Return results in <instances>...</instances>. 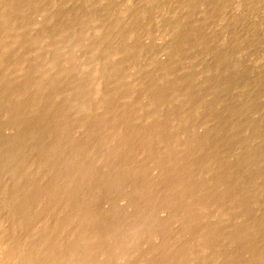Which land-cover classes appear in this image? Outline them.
<instances>
[{"label":"bare ground","instance_id":"1","mask_svg":"<svg viewBox=\"0 0 264 264\" xmlns=\"http://www.w3.org/2000/svg\"><path fill=\"white\" fill-rule=\"evenodd\" d=\"M263 5L0 0V264H264L253 219L264 198L253 184L264 182V129L250 121L264 111V79L237 85L264 71L252 24ZM161 85L174 86L162 89L167 98ZM215 103L227 109L217 121ZM190 108L192 117L179 111ZM200 124L212 130L206 141L227 128L243 142L238 167L202 147ZM249 126L258 139L242 133ZM216 154L229 173L211 178ZM173 159L181 163L171 171Z\"/></svg>","mask_w":264,"mask_h":264},{"label":"rangeland","instance_id":"2","mask_svg":"<svg viewBox=\"0 0 264 264\" xmlns=\"http://www.w3.org/2000/svg\"><path fill=\"white\" fill-rule=\"evenodd\" d=\"M260 13L259 14H257L254 18H253V21H252V24L254 25V26H256V27H258V28H261V35H260V37H261V39L263 40V42H264V5L263 6H261L260 7ZM232 15H235V13H231ZM231 14H227V17H231L232 15ZM236 14H238L239 16L241 15V13H236ZM226 17V18H227ZM256 18V19H255ZM39 19H41V18H39ZM225 31V34H226V31L227 30H225L224 28L220 31V35L219 36H222V35H225L224 34V31ZM223 31V32H222ZM154 38H156V36H154ZM154 38H153V40H154ZM158 38V37H157ZM156 38V39H157ZM160 38V37H159ZM152 40V41H153ZM159 40V39H158ZM158 40H156V43L154 42V45L155 44H157L156 46H154V48H160L163 44H164V42H163V44L161 43V40H159L160 42H158ZM148 42H150V40H147ZM165 41V40H164ZM168 41V40H167ZM148 42H146L145 40H144V46L146 45V43H148ZM149 44H150V46H152L153 47V42L151 43H148V46H149ZM160 44H162V45H160ZM159 45V46H158ZM146 47V46H145ZM67 53H65V57H67L68 56V54L66 55ZM78 57V61H77V59H75V57L76 56H74V60H76L77 62L76 63H79L80 62V59L83 57V54H81L80 53V55H79V53H75ZM74 54V55H75ZM47 55H49V54H47ZM81 58H80V57ZM54 57V56H53ZM63 58H64V56H63ZM255 58H257V56L255 55V56H253V59H255ZM65 59V58H64ZM63 60V59H62ZM145 60V59H144ZM66 60H63V62H65ZM142 62V64H143V58H142V60H141ZM146 61V60H145ZM145 61H144V63H145ZM41 62H45L44 60L43 61H41ZM74 62V61H73ZM211 61H209L208 60V64L210 63ZM40 63V62H39ZM39 63H37L36 62V65L35 66H37V64H39ZM206 63V64H207ZM145 64H147V62L145 63ZM144 64V65H145ZM39 67V66H38ZM37 67V68H38ZM36 71V70H35ZM34 71V72H35ZM82 71V70H81ZM80 71V72H81ZM33 72V71H32ZM34 72H33V74H34ZM253 72V73H252ZM32 74V73H31ZM111 76H112V74H111ZM257 78H263L264 79V71L263 72H258V71H251V72H249V74H247V75H245V78H244V80L243 81H241V82H239V84L237 83V85H240V84H242V87L244 86V88L245 87H247L248 85L247 84H251V83H259V80H257ZM202 81L203 80H200V82L199 83H202ZM244 81H247V83L246 82H244ZM175 83V82H174ZM177 85H179V84H177ZM160 87H161V89H160ZM160 87H158V89L159 90H161L162 91V94H164L165 96L164 97H166L167 98V96H168V91L170 90L169 88L167 89V87H164V86H160ZM166 89V91L165 92H168V93H166L165 94V92H164V90H162V89ZM174 88V86L172 87V90H174L173 89ZM176 88H178V87H176ZM172 90H170V92H172ZM263 91H264V89H263ZM141 93V92H140ZM139 93V94H140ZM227 95H226V97H229V98H231L232 96H234L235 95V93H233V91L232 90H228L227 92ZM142 94H143V92H142ZM142 94H141V96H142ZM263 94H264V92H262V97H264L263 96ZM262 99H264V98H262ZM148 99H146V101H147ZM254 101V100H253ZM205 103H206V101H205ZM253 104V103H252ZM200 107L201 106H198V107H195V108H199L200 109ZM213 108H215V110L217 111V117H219L218 119H215V121H217V120H219L220 118H224L225 116H224V114H223V111L226 113V111H227V109H225V108H222V106H220L218 103H215L213 106H212ZM218 107V108H217ZM124 109V108H123ZM193 111H192V110ZM221 109V111H220V113H218L219 112V110ZM179 111H181L182 112V114H186L187 115V118H188V116H190V117H192L193 115H194V108H190L188 111H186V109L185 110H181V109H179ZM188 112V113H186V112ZM179 113V112H178ZM191 113H193V114H191ZM206 113V112H205ZM190 114V115H189ZM221 114V115H220ZM228 114V113H227ZM179 115V114H178ZM177 115V117L179 118L180 116H178ZM79 116H82V115H79ZM83 116H85V115H83ZM176 117V116H175ZM216 118V117H215ZM147 119V118H146ZM206 121H208V120H206ZM247 122H249V120H246ZM250 121H254V125H256L257 126V128H259V129H264V111H262L261 112V117L260 118H258V119H252V120H250ZM143 122H144V120H142L141 122H140V124L142 125L143 124ZM212 123V124H211ZM211 123H210V125H213L214 126V123L215 122H212L211 121ZM209 130V131H208ZM226 130V132H224ZM225 130L224 131H221V132H223L222 134H221V132H219V134H216V137H218V135L220 136V134L223 136V137H218L219 139L218 140H220V141H217L216 140V143H214L215 142V140L213 141V142H211V141H206L205 139H207L208 137V133H210L212 130H210L209 129V127L207 128V127H205L203 124H200L199 125V128L195 131V133H194V135L195 136H197V138H199L200 139V141L202 140V142H205V144H204V146H202V147H204L205 149L206 148H208V149H210V147H212V145L213 146H216L217 148H216V152H217V149L219 148V152H220V155L221 156H225L224 158H227L228 156H230V158L229 159H226V160H232V159H235V160H232V161H230L233 165H235V166H237L236 164L237 163H235V162H238V161H236V160H238V156H240L241 154H242V151H243V142L240 144L239 143V146H236V145H238V142L239 141H236L235 139H233V140H235V141H233L232 140V136H230L231 134L229 133V132H227V128H225ZM247 130H249V133L251 134V138H254V139H258V137H256V136H253L254 134V132L255 131H253V130H255V128H253V127H248V128H246V129H244L243 130V134L245 133V132H248ZM180 132L182 131V130H179ZM8 132H5V135L6 136H8V135H10V134H7ZM205 134V135H204ZM224 134H226V135H224ZM230 134V135H229ZM227 135H229L228 136V139H227ZM128 136V138H130V136L129 135H127ZM164 136H167V134L165 133L164 134ZM224 136L226 137V139L224 140V141H226L227 143H226V145H224L225 144V142L223 141V138H224ZM139 138V136L137 135L135 138H133V139H138ZM221 138V139H220ZM241 137H239L238 139H240ZM242 139V138H241ZM187 140V139H186ZM234 143H237V144H235L234 143V145H232V144H230L231 143V141ZM179 141H180V139H179ZM221 141H222V143H221ZM220 142V143H219ZM224 142V143H223ZM228 142H229V144H228ZM139 143L141 144V146H142V143H141V141H139ZM187 143V142H186ZM190 142L188 141V143L187 144H189ZM217 143H219V145L217 144ZM206 144H208V146H205ZM212 144V145H211ZM215 144V145H214ZM229 145V146H228ZM231 145H232V147H231ZM223 146H225L226 148H227V146H228V148L227 149H225V147H223ZM234 146H236V148L234 147ZM160 147H162V145H160V146H158V148H157V151H159V154H162L163 152H162V150H163V148H160ZM165 148V147H164ZM215 147H213V149H214ZM223 148L226 150L225 152H224V150H223ZM230 148V151H228V149ZM233 148H235V150H233ZM139 149H142V147H140ZM208 149H206V150H208ZM206 150H203V152L200 154L201 156L200 157H203V158H205L206 156H210L209 154H207L206 152H208V151H206ZM210 150H212V148L210 149ZM221 150H223V153H222V151ZM233 152H232V151ZM218 152V153H219ZM227 152V153H226ZM237 152V153H236ZM137 153H138V151H137ZM158 153V152H157ZM222 153V154H221ZM241 153V154H240ZM204 154V155H203ZM229 154V155H228ZM230 154H232V155H230ZM226 155H228L227 157H226ZM233 155H236V156H233ZM145 156V155H144ZM216 157H217V159H214V160H217V161H213L212 159H211V161H209V163H211V164H213V162H214V164L213 165H215L216 167L215 168H210V170H212V169H215V173L217 172V173H221V174H227V173H229V170L227 171V169L226 168H224V164L225 163H227V162H225L224 160L225 159H223V157H221V156H219V154H216L215 155ZM214 156V157H215ZM218 156H219V158H218ZM231 156H232V158H231ZM214 157H211V158H214ZM236 157V158H235ZM222 159V161H224L225 163H223L222 161H221V159ZM140 159V158H139ZM143 159L145 160V158L144 157H142V161H143ZM218 159H219V162H222L220 165H222L221 166V169L219 168L220 167V165H219V162H218ZM173 160H175V159H173ZM142 161H137V163L138 164H141L142 163ZM235 161V162H234ZM2 162V161H1ZM199 162V164L197 165V166H195L194 168H192L191 169V172H192V174H193V176H199L201 173H202V170L200 169V168H202V169H204L203 167H201L202 166V164L200 163V161H198ZM216 162V163H215ZM229 162V161H228ZM177 163H181V162H179V161H177ZM176 163V160L175 161H171V164H170V170L172 171L174 168H173V166H175L174 164H177ZM202 163H203V161H202ZM235 163V164H234ZM168 164V163H167ZM201 164V165H200ZM212 165V167H214ZM197 167V168H196ZM226 167V166H225ZM238 167V166H237ZM252 168L253 167H255V166H251ZM175 169H177V168H175ZM179 169H181V168H179ZM217 169H218V171H217ZM220 169V170H219ZM238 169V170H237ZM243 169H245V168H243L242 167V171H241V169H240V167L239 168H233V171L235 172V174L238 172L239 174H243L242 175V177H244L245 176V174H246V170L244 171ZM222 170H225L224 172L225 173H223V171ZM241 171V173H240V171ZM195 171H196V173L197 174H195ZM213 171L214 170H212V172H210V174H209V176L212 178V176H216V175H218V176H220L221 174H214L213 173ZM221 171V172H220ZM237 171V172H236ZM153 172H155V173H153ZM227 172V173H226ZM198 173H199V175H198ZM203 173H206L205 171H203ZM237 173V174H238ZM207 174V173H206ZM238 174V175H239ZM154 175H156L155 177H154ZM212 175V176H211ZM151 176H152V178L153 179H155V178H157L158 177V174H157V171H155L154 169L153 170H151ZM196 176V177H197ZM223 177V176H222ZM224 178H226V176L224 177ZM253 180H254V186H256V187H264V182L261 180V179H259V177H257V176H255L254 178H253ZM136 181V180H135ZM138 184H140V183H138ZM138 184H136V183H134V182H130L129 183V190H131L132 188H134V185H138ZM258 185V186H257ZM223 188H225V187H223ZM104 210H106V209H104ZM127 210V209H126ZM130 212V211H129ZM254 220H257V219H259V220H261L262 221V223H261V225H260V227L263 229V231H264V198L261 200V202L259 203V205L256 207V209L254 210ZM240 218L241 217H236V218H234L233 220H231L230 221V223H229V225L228 226H230L231 224L232 225H237V224H239V223H241V221H243V219L241 218V220H240ZM231 227H233V226H231ZM229 230L230 229H228L227 227L226 228H222V232L220 233V236H219V239H221V242H223L224 244H226V245H224V246H227V244H228V239H230V233H229ZM226 235H228L227 237H226ZM230 235V236H229ZM212 236V235H211ZM228 238V239H227ZM215 240V239H214ZM231 240V239H230ZM235 250V249H234ZM229 252H234V251H230L229 250Z\"/></svg>","mask_w":264,"mask_h":264}]
</instances>
